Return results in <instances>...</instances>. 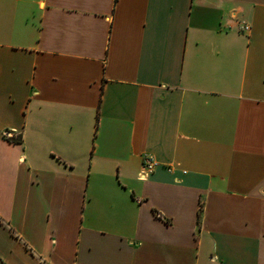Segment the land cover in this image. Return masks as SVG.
Returning a JSON list of instances; mask_svg holds the SVG:
<instances>
[{"label": "crops", "instance_id": "obj_1", "mask_svg": "<svg viewBox=\"0 0 264 264\" xmlns=\"http://www.w3.org/2000/svg\"><path fill=\"white\" fill-rule=\"evenodd\" d=\"M0 259L264 264V0H0Z\"/></svg>", "mask_w": 264, "mask_h": 264}, {"label": "built area", "instance_id": "obj_2", "mask_svg": "<svg viewBox=\"0 0 264 264\" xmlns=\"http://www.w3.org/2000/svg\"><path fill=\"white\" fill-rule=\"evenodd\" d=\"M242 29L246 30L248 29V27L246 25H242ZM153 166H154L153 161L149 157H145L142 161L143 171L141 172V177H145L147 173H150Z\"/></svg>", "mask_w": 264, "mask_h": 264}, {"label": "trees", "instance_id": "obj_3", "mask_svg": "<svg viewBox=\"0 0 264 264\" xmlns=\"http://www.w3.org/2000/svg\"><path fill=\"white\" fill-rule=\"evenodd\" d=\"M11 140H13L15 142H20V139L18 137L16 139H11ZM199 213L200 212H198V218H199ZM0 264H4L1 259H0Z\"/></svg>", "mask_w": 264, "mask_h": 264}]
</instances>
